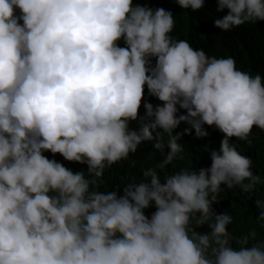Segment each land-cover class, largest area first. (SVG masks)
I'll use <instances>...</instances> for the list:
<instances>
[{
    "label": "clouds",
    "instance_id": "1",
    "mask_svg": "<svg viewBox=\"0 0 264 264\" xmlns=\"http://www.w3.org/2000/svg\"><path fill=\"white\" fill-rule=\"evenodd\" d=\"M177 13L211 31L264 26V0H0V264H264V243L234 247L233 217L213 208L221 185L264 186L231 142L264 130V76L178 37ZM210 126L223 133L210 167L161 178L183 136ZM143 146L163 159L101 191Z\"/></svg>",
    "mask_w": 264,
    "mask_h": 264
},
{
    "label": "trees",
    "instance_id": "2",
    "mask_svg": "<svg viewBox=\"0 0 264 264\" xmlns=\"http://www.w3.org/2000/svg\"><path fill=\"white\" fill-rule=\"evenodd\" d=\"M156 4L159 0H145ZM139 3L140 0H133ZM186 15L181 13L174 16L177 25V36H184L190 45L197 49H203L207 55L220 57H232L236 61V67L239 70L249 72L252 75L261 74L264 76V26L258 28H250L248 26L233 28L230 31H222L215 27L211 31L213 23L206 20L203 27H195L187 21ZM182 28L179 30V28ZM183 34V35H182ZM203 37V43L201 38ZM206 37V39L204 38ZM149 102L153 104L160 103L156 98L151 97ZM143 114V106L140 108ZM134 123V122H133ZM216 134H209L207 137L196 138L195 130L183 136L179 141L184 146L183 159L176 160L172 165L167 166L161 172V178L164 175L179 170L180 168L199 169L201 167H210V150L218 149L219 142L223 137V133L210 126ZM251 143L240 141L232 138L231 142L237 145L238 151L249 157L252 161V169L264 178V130L253 126L249 136ZM167 151V149H165ZM50 159L53 158L51 153H45ZM55 159L62 161L66 167L72 168L74 171L87 170V165H81L77 162L65 161L62 156L57 154ZM163 159L158 151L150 149L149 146L138 147L135 153L129 155L127 160H122L120 164L112 167L106 174L104 184L101 191H112L117 185L128 182L129 177L141 179V169L151 167L158 161ZM134 162V164H133ZM87 175V173H85ZM163 182V181H162ZM114 183V185H113ZM224 190L219 194V201L213 205L217 213L228 211L233 217V223L228 226L233 237V246L239 247L238 241L243 237H249V245L254 243H264V224L257 222V210L254 199L256 196H264V186H258L259 191L252 194L249 198L248 194L243 193L240 189H227L221 185ZM122 189V188H121ZM155 211V207L146 209L147 215ZM207 226L198 229L199 232L207 231ZM255 231L256 236L251 237V233Z\"/></svg>",
    "mask_w": 264,
    "mask_h": 264
}]
</instances>
